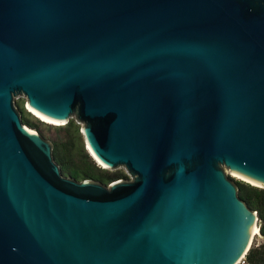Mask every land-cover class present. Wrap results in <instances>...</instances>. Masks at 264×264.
Instances as JSON below:
<instances>
[{
    "label": "water",
    "instance_id": "1",
    "mask_svg": "<svg viewBox=\"0 0 264 264\" xmlns=\"http://www.w3.org/2000/svg\"><path fill=\"white\" fill-rule=\"evenodd\" d=\"M83 123L109 183L24 126ZM264 188V0H0V264H235Z\"/></svg>",
    "mask_w": 264,
    "mask_h": 264
},
{
    "label": "rangeland",
    "instance_id": "2",
    "mask_svg": "<svg viewBox=\"0 0 264 264\" xmlns=\"http://www.w3.org/2000/svg\"><path fill=\"white\" fill-rule=\"evenodd\" d=\"M24 103H26V107H24ZM13 104L17 111L20 114V118L28 128L37 131L43 138L51 142V144H55L58 150V153L61 155L62 160H64L65 164L68 166H74L83 169L91 168V163L103 169L102 173H112V172H120L123 174L124 179H129L131 176L128 172L121 166L115 168L106 167L103 163L99 162L89 153L87 150L86 144L83 141L81 136L83 123L77 121L76 118H69V121L60 125H53L47 122L41 121L37 117H35L28 109H27V101L26 97L23 94H18L13 97ZM29 112H28V111ZM28 124H31V127ZM81 148L83 150H81ZM84 152L89 155V160L84 157ZM53 155V154H52ZM99 162V163H98ZM61 170V169H60ZM225 173L227 176L231 177L233 181L237 184V182H242L245 184L251 183L233 175L230 171L224 167ZM67 176L66 174H63ZM92 180V179H91ZM264 189V188H263ZM257 233L254 238H252L251 246L255 247L262 242H264V238L258 235ZM250 246V247H251Z\"/></svg>",
    "mask_w": 264,
    "mask_h": 264
},
{
    "label": "trees",
    "instance_id": "3",
    "mask_svg": "<svg viewBox=\"0 0 264 264\" xmlns=\"http://www.w3.org/2000/svg\"><path fill=\"white\" fill-rule=\"evenodd\" d=\"M25 124L27 122L24 121ZM31 127V124H28ZM81 150H83L81 148ZM52 154L55 162L59 165L61 172L69 177H73L77 180L92 179L102 183H109L112 180L122 178L123 174L120 172L102 173L103 169L94 166L91 163V168L83 169L74 166H68L62 160L61 155L58 153L56 145H52ZM84 157L89 160V155L84 152ZM237 194L244 200V202L256 211L258 217L259 232L264 238V189L245 183L237 182ZM249 264H264V242L253 247L251 246L246 253Z\"/></svg>",
    "mask_w": 264,
    "mask_h": 264
},
{
    "label": "bare ground",
    "instance_id": "4",
    "mask_svg": "<svg viewBox=\"0 0 264 264\" xmlns=\"http://www.w3.org/2000/svg\"><path fill=\"white\" fill-rule=\"evenodd\" d=\"M28 103V102H27ZM27 109L35 116V117H37L38 119H41L42 121H44V122H47V123H49V124H53V125H60V124H64V122L63 123H58V122H52V121H46V120H44L43 118H41L37 113H35L30 107H29V105H27ZM26 128H28L26 125H24ZM29 130H31V131H33V132H37V131H35V130H32L31 128H28ZM87 147V146H86ZM87 150L89 151V153L90 154H92L91 153V151L88 149V147H87ZM92 156L94 157V158H96L93 154H92ZM96 160H98V158H96ZM99 161V160H98ZM100 162V161H99ZM98 162V163H99ZM102 163V162H101ZM232 174V173H231ZM234 175V174H233ZM236 176V175H235ZM238 177V176H237ZM240 178V177H239ZM242 179V178H241ZM244 180V179H243ZM246 181V180H245ZM248 182V181H247ZM250 183V182H249ZM252 184V183H251ZM255 185V184H254ZM257 233H259L258 235L259 236H261V234H260V232H259V229H258V226H256L255 225V227H254V229H253V238H254V236L257 234Z\"/></svg>",
    "mask_w": 264,
    "mask_h": 264
},
{
    "label": "built area",
    "instance_id": "5",
    "mask_svg": "<svg viewBox=\"0 0 264 264\" xmlns=\"http://www.w3.org/2000/svg\"><path fill=\"white\" fill-rule=\"evenodd\" d=\"M24 107H26V103H24ZM235 264H249L246 254H244Z\"/></svg>",
    "mask_w": 264,
    "mask_h": 264
}]
</instances>
